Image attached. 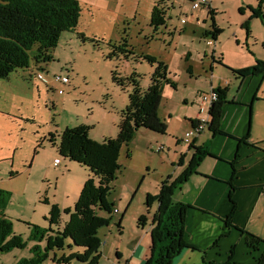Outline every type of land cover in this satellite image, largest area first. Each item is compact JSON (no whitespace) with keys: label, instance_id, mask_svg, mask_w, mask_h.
Returning <instances> with one entry per match:
<instances>
[{"label":"rangeland","instance_id":"374dc122","mask_svg":"<svg viewBox=\"0 0 264 264\" xmlns=\"http://www.w3.org/2000/svg\"><path fill=\"white\" fill-rule=\"evenodd\" d=\"M77 1L81 8L78 26L60 36L55 48L48 52L50 59H36L32 50L26 68L0 80V190L10 194L3 214L11 222L5 242L17 237L22 244L20 248L0 253V264H19L44 255L46 238L56 237L69 220L89 173L61 156L59 148L64 130L86 126L88 139L97 144L117 138V124L128 104L131 88L117 86L112 81V71L119 77L134 72L144 91L155 65L135 56H151L167 66V79L175 89L163 86L157 111L158 118L167 126L165 134L140 129L127 146L120 148L121 169L110 183L112 189L107 198L116 211L110 215L97 213L109 219V223L97 232L101 256L96 264H115L117 249L127 259L130 256L127 251L131 254L128 247L136 240L132 238L136 227L144 226L147 230L150 226L151 237V218L158 210V203L151 202L146 207V198L157 195L168 177L171 185L192 159L191 152L185 155L189 144L179 139L191 130L189 117L207 116L208 103H202L200 95L210 93L211 89L227 88L228 84L232 88L228 99L231 100L232 93L236 94L238 83L227 76L226 66L213 63V51L234 62H246L252 52L264 60V4L262 16L249 20V8H257L261 0H210L214 15L203 5L193 10L191 0ZM154 5L165 13V24L156 31L150 26ZM212 23L221 31L215 43L210 36H204V32H212ZM207 41L215 47L208 46ZM118 47L133 54L126 57ZM54 75L66 77L68 84L47 85ZM160 148L162 152L158 153ZM175 153L185 160V168L177 160L171 163ZM54 159L61 165L54 167ZM203 163L196 170L206 167ZM182 186L177 185L173 190L172 201H176ZM52 207L59 212L56 224L48 220ZM151 210V218L147 219L146 213ZM256 210L249 229L258 230L261 237L253 235L264 240V196L260 197ZM143 212L146 216L140 215ZM233 232L234 229V238L227 235L220 240L227 244L223 259L218 244L210 249L221 258L220 264L229 263L233 257L236 244ZM62 242L61 249L48 250L47 257L40 258L38 264H58L55 260L82 252L68 239ZM232 261L236 263L234 258ZM68 264L82 263L72 260Z\"/></svg>","mask_w":264,"mask_h":264},{"label":"trees","instance_id":"16d2710c","mask_svg":"<svg viewBox=\"0 0 264 264\" xmlns=\"http://www.w3.org/2000/svg\"><path fill=\"white\" fill-rule=\"evenodd\" d=\"M264 0L259 1L257 8H249V20L262 16L261 8ZM211 14L215 10L209 9ZM81 8L77 0H0V80H6L10 74L28 65V55L35 50V58L49 60L48 52L53 50L63 33L72 32L78 26ZM165 13L158 5H154L150 16V26L154 31L165 24ZM213 30L207 31L204 36H210L215 42L221 31L212 23ZM249 35V31H247ZM124 47L127 45L124 43ZM125 56L132 55V51L117 48ZM112 55L115 51H112ZM138 60H145L151 66L155 65L150 76V84L142 91L136 74L128 77H119L114 71L112 81L119 87H130L128 104L121 111L117 124V138L104 139L97 144L88 139L89 128L79 126L66 129L61 135V156L75 162L88 170V178L84 182L80 194L73 206L69 220L64 224L61 233L56 237L46 238L45 254L32 260H24L19 264H38L40 258L47 257L46 252L54 248H62V240L68 239L73 246L81 249V253L70 254L57 261L58 264H68L77 260L82 264H96L101 256V242L97 238L99 229L106 227L109 219L100 217L97 213L104 212L110 215L114 210L113 203L107 198L110 195V183L115 180L121 166L118 164V155L121 146H127L140 129L164 135L166 124L157 116L162 99L164 85L175 86L167 79V66L151 56H140ZM238 78L258 75L264 76V60H256L251 67L231 69L226 67ZM218 98L209 108L208 126L213 134L219 133L222 107L226 102L227 89L214 90ZM196 121H191L194 125ZM52 142V141H51ZM192 159L183 172L168 185V177L157 195H148L146 207L151 202L158 203V210L151 218V257L145 264H172V262L186 249H193L186 242L185 219L187 212L193 207L181 202L172 201L173 190L182 185L195 172L201 161L209 156L204 147L189 145ZM10 200V194L0 190V253L12 248H20V239L12 237L5 242L11 231V222L3 214ZM59 212L52 207L49 222L56 224ZM143 217L140 218V221ZM226 228H232L231 218L225 220ZM120 227V222L118 223ZM36 228V227H35ZM243 238L244 246L251 256L253 264H264V240H260L246 230L233 227ZM37 229V228H36ZM71 248V246H69ZM230 257L229 263L236 264ZM203 264H215L213 262Z\"/></svg>","mask_w":264,"mask_h":264},{"label":"crops","instance_id":"0c3cea01","mask_svg":"<svg viewBox=\"0 0 264 264\" xmlns=\"http://www.w3.org/2000/svg\"><path fill=\"white\" fill-rule=\"evenodd\" d=\"M210 9H212L211 6ZM212 60L220 66L242 69L253 66L260 57L252 52L246 62H234L232 58L225 59L223 54L215 55L213 51ZM209 68L212 72V66ZM227 72V76L233 83H238V88H236V94L232 93L231 100L228 99V91H232V88L229 84L226 88V102L222 107L220 132L213 134L209 129H205L206 131L193 139L192 143H188L195 147H204L209 156L201 161V164L204 162L206 167L196 170L201 174L196 173L194 177L182 184L180 194L176 198L175 202L193 207V210L187 212L185 219L186 242L193 249L184 250L172 264H200L205 261L220 264L221 258H218V254L210 249L212 245L218 244L223 250L220 251V257L222 256L223 259L227 244L221 243L220 240L227 235L234 238L233 227L261 237L258 230L251 231L249 227L260 197L264 196V76L238 78L228 69ZM199 119L197 115L193 118L189 117V127L192 129L191 121ZM182 135L180 142H182ZM189 145L185 155L190 152L192 154L193 150H189ZM174 156L171 163L177 160L178 165H184L185 168L187 163L185 164L182 156L176 157V153ZM60 165L61 163L58 166ZM255 199H257L256 204H254ZM151 212L152 210L140 215L146 213L147 219H150ZM228 216L231 218L233 227L227 228V232L225 220ZM148 228L150 229V226ZM149 229L146 230L144 226L134 228L132 238L136 240L132 246L128 247L131 249V254L127 251L130 256L125 259L119 252L120 249H117L115 264H121L123 257L124 264H143L142 261L148 260L151 253ZM233 233L236 237L234 260L237 264H253L244 246L243 238L236 230Z\"/></svg>","mask_w":264,"mask_h":264},{"label":"built area","instance_id":"2783aa9c","mask_svg":"<svg viewBox=\"0 0 264 264\" xmlns=\"http://www.w3.org/2000/svg\"><path fill=\"white\" fill-rule=\"evenodd\" d=\"M201 5L206 6L209 9L210 0H192V9L196 10ZM207 45L212 46L213 44L211 41H207ZM50 82L60 83V84L65 85V84H68V79L64 76L54 75V76H52V80L46 82V84L49 85ZM58 94L61 95L62 91H58ZM217 98H218V95L213 90H211L210 93H208V94H201L200 95L201 102L202 103H208L209 108H210L211 104L217 100ZM208 111H209V109H208ZM208 121H209V116H208V112H207V116L205 118H200L198 121H196V123L193 125L192 129L189 132L184 133L181 141L188 144L192 138L197 137L205 129H207ZM157 152L161 153L162 148L158 149ZM59 164H60V161L58 159H55L53 161L54 166H58Z\"/></svg>","mask_w":264,"mask_h":264},{"label":"clouds","instance_id":"9594fccd","mask_svg":"<svg viewBox=\"0 0 264 264\" xmlns=\"http://www.w3.org/2000/svg\"><path fill=\"white\" fill-rule=\"evenodd\" d=\"M209 9H210V7H209ZM213 43H215V42H213Z\"/></svg>","mask_w":264,"mask_h":264}]
</instances>
